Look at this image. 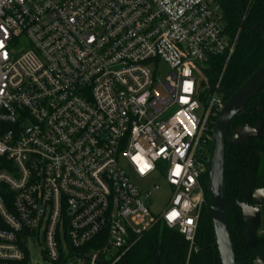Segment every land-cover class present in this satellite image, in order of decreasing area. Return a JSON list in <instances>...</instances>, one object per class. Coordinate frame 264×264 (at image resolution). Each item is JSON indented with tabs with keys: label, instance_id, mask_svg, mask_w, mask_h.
Here are the masks:
<instances>
[{
	"label": "built area",
	"instance_id": "1",
	"mask_svg": "<svg viewBox=\"0 0 264 264\" xmlns=\"http://www.w3.org/2000/svg\"><path fill=\"white\" fill-rule=\"evenodd\" d=\"M235 43L216 0H0V264H119L160 222L189 264Z\"/></svg>",
	"mask_w": 264,
	"mask_h": 264
},
{
	"label": "trees",
	"instance_id": "2",
	"mask_svg": "<svg viewBox=\"0 0 264 264\" xmlns=\"http://www.w3.org/2000/svg\"><path fill=\"white\" fill-rule=\"evenodd\" d=\"M216 1L224 14V28L232 40L236 39V47L228 60L226 56L213 59L212 73L217 78L223 73L222 88L235 92L264 63V0ZM216 121L213 119L210 125L211 136ZM232 121L227 132L224 161L228 229L237 264H253L258 252H264V237H260L254 250L247 247L243 238L246 228L241 206L250 203L260 189L264 190V86ZM242 127L254 128L258 132L247 141H231L232 130ZM212 145L213 142L207 146L208 157L212 155ZM208 168L202 183L210 204V163ZM197 230V251L191 254L189 264H222L210 208L201 213ZM188 251L189 245L182 236L160 222L140 238L119 264H186Z\"/></svg>",
	"mask_w": 264,
	"mask_h": 264
},
{
	"label": "water",
	"instance_id": "3",
	"mask_svg": "<svg viewBox=\"0 0 264 264\" xmlns=\"http://www.w3.org/2000/svg\"><path fill=\"white\" fill-rule=\"evenodd\" d=\"M264 86V63L256 70L238 91H227L229 96L225 103V108L217 119V124L213 131L212 155L210 161V174L208 195L210 199V214H212L213 229L215 230L216 245L222 264H237L234 247L231 242L230 229L226 214V203L224 198V161L225 148L227 143V132L232 124V120L244 105L260 91ZM243 141L249 140L251 136L246 133ZM241 141V142H243ZM251 204L241 206V211L245 219L246 232L244 240L250 250L257 247L259 241L257 232L262 226L264 229V190L260 189L253 197ZM253 206L254 208H251Z\"/></svg>",
	"mask_w": 264,
	"mask_h": 264
},
{
	"label": "rangeland",
	"instance_id": "4",
	"mask_svg": "<svg viewBox=\"0 0 264 264\" xmlns=\"http://www.w3.org/2000/svg\"><path fill=\"white\" fill-rule=\"evenodd\" d=\"M27 47L28 46L26 44V48ZM18 49H20V48H18ZM159 72L161 74V77L164 79L165 76L167 75V73L169 72L168 66L166 64L161 63L159 66ZM224 99H226V98L224 97ZM247 132L249 133V136H253L258 132V130L254 129V128H247V127L233 129L231 132V135L229 136L230 140L233 142H241V141H243L244 138L247 137L246 136ZM156 183H157V180H156ZM160 185H162V190L155 193L154 195H152V198L150 199L151 201L149 203L150 210L154 214H159L166 209V206L169 202V198L171 195L169 188L166 187V185L163 184V182L162 183L160 182ZM257 235H258L259 239H260V237H264V229L262 228V226H260L258 228ZM33 258H34V261H37L40 264H51L48 262H44L40 258V256L37 254H35L33 256ZM73 263H75V262L72 261V262H66V263H61V264H73ZM79 264H83V263H79ZM253 264H264V252L262 250L258 252L257 256L255 257V261Z\"/></svg>",
	"mask_w": 264,
	"mask_h": 264
},
{
	"label": "flooded vegetation",
	"instance_id": "5",
	"mask_svg": "<svg viewBox=\"0 0 264 264\" xmlns=\"http://www.w3.org/2000/svg\"><path fill=\"white\" fill-rule=\"evenodd\" d=\"M252 202V201H251ZM251 202H250V204H251ZM245 204H249V203H245ZM251 208H254L253 206H251ZM261 210H263V207L261 208Z\"/></svg>",
	"mask_w": 264,
	"mask_h": 264
}]
</instances>
